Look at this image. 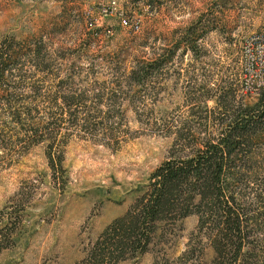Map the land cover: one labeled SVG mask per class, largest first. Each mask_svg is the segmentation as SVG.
Listing matches in <instances>:
<instances>
[{
	"label": "rangeland",
	"instance_id": "rangeland-1",
	"mask_svg": "<svg viewBox=\"0 0 264 264\" xmlns=\"http://www.w3.org/2000/svg\"><path fill=\"white\" fill-rule=\"evenodd\" d=\"M118 5L137 17L138 30L121 27L112 16L103 18L101 26L89 27L85 10L92 5L84 0H0V44L11 38L23 41L43 36L48 49L55 51L48 58L55 70L86 69L102 62L99 56L113 53L124 54L130 66L147 60L152 52L175 46L168 70L160 77V93L144 107L171 124L188 118L192 109L207 107L216 116L218 86L234 89L236 101L257 102L264 89L245 92L241 46L243 37L258 30L264 19V0H155L150 7L141 0H118ZM74 49L79 53L71 55ZM190 77L208 82L206 107L188 101ZM79 79L101 82L113 76L104 71L90 76L83 72ZM126 115L130 128L141 133L118 150L80 138L68 143L63 190L51 179L41 145L0 170V264L78 263L105 227L126 212L151 172L169 155L172 143L171 137L139 124L132 110ZM260 142L257 160L264 158V138ZM258 170L257 183L261 180L264 188V166ZM256 210L264 212L260 207ZM262 214L254 236L264 246ZM196 226L195 213L172 227L162 225L148 252L116 264H210L215 252L206 240L201 256H191L190 250L198 246ZM258 254V264H264V249Z\"/></svg>",
	"mask_w": 264,
	"mask_h": 264
},
{
	"label": "trees",
	"instance_id": "trees-1",
	"mask_svg": "<svg viewBox=\"0 0 264 264\" xmlns=\"http://www.w3.org/2000/svg\"><path fill=\"white\" fill-rule=\"evenodd\" d=\"M175 49L165 47L130 66L124 54L113 53L99 56L103 61L86 69L55 70L48 62L55 51L48 49L43 36L0 44V170L41 145L51 179L63 190L68 143L80 138L118 150L141 133L130 128L128 110L152 133L172 139L169 155L151 172L144 190L75 264L137 258L149 251L162 225L172 227L192 213L197 215L198 243L190 250L192 257L201 256L206 240L215 252L210 264H258L264 246L254 235L264 212L256 209H264V188L257 174L264 158L257 160L256 155L264 138V91L257 102H239L234 89L218 86L215 116L205 104L211 91L208 82L190 77L188 101L202 102L206 108L192 109L188 118L171 124L144 107L160 93V77ZM101 71L113 79H79L83 72L90 76Z\"/></svg>",
	"mask_w": 264,
	"mask_h": 264
},
{
	"label": "built area",
	"instance_id": "built-area-1",
	"mask_svg": "<svg viewBox=\"0 0 264 264\" xmlns=\"http://www.w3.org/2000/svg\"><path fill=\"white\" fill-rule=\"evenodd\" d=\"M92 5L85 10L90 20L89 27L101 26L103 18L112 16L118 19L121 27L138 30L140 21L134 15H129L118 5V0H84ZM150 7L155 0H141ZM110 30H108L109 32ZM242 57L244 62L245 92L264 89V19L258 30L248 32L242 39Z\"/></svg>",
	"mask_w": 264,
	"mask_h": 264
}]
</instances>
